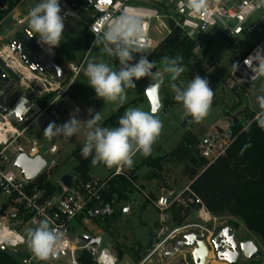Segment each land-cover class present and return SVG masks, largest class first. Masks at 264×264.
Segmentation results:
<instances>
[{"label": "rangeland", "instance_id": "rangeland-1", "mask_svg": "<svg viewBox=\"0 0 264 264\" xmlns=\"http://www.w3.org/2000/svg\"><path fill=\"white\" fill-rule=\"evenodd\" d=\"M39 2L40 0H21L18 4L12 5L10 0H0V56H2L7 63L13 65L14 70L18 73L22 71L23 73L26 72V74H31L28 67L19 60L18 55L14 54L11 47L8 45L9 40H11L16 32L25 29V27L18 25L14 18L17 16H28L30 8ZM61 8L63 13L64 8L62 6ZM263 12L264 11H258L253 14L248 23L243 25V33L233 40L232 44L231 37L223 34H213L212 32L199 34L193 38L197 46L195 51L198 57L197 61L204 58V53L206 57L203 59V62L197 64L196 61L194 63L197 64L198 67L196 66L197 68L195 67L196 69H194L193 72L185 67V72L180 79L189 81L198 74L209 81V86L214 91V100L209 115L202 122L195 123L190 117L181 119L183 109L173 98L174 93L170 89V77L167 73H164L158 82L151 81L147 77L144 82L140 80L135 81L136 87L127 90L128 95L125 104L141 96L144 97L143 101L141 99L138 103L128 106L127 109L130 107H140L145 111H150L153 106L147 96L146 88L149 84L158 83L160 105L156 115L163 122L164 127L157 142L153 145L152 154L145 158L137 153L134 157V165L131 168L136 169L135 175L137 176V180L134 183V190L129 195L130 202H121L116 205L117 208H126L127 212H123L122 215L119 216L115 226L109 228V230L113 231V234L110 235V233H106L102 229L100 221L94 220L104 233L103 246L113 248L116 252L119 250L121 251L119 264L125 259H129L134 263L144 257L150 256L155 245L164 238L170 236L172 230L179 226L174 222L170 208L165 212L166 222L161 223V212L155 207L154 201L160 194L174 198L178 193H184L185 189L189 188L188 186L191 182L190 175L185 173L186 165L190 164L188 160H171L170 163L165 166L161 174L165 181H167L166 187H163L161 180L150 177L153 171L146 165H142L143 162L149 157H157L165 154L172 155L173 153L183 150L184 138L188 137L189 139L191 138V141L194 142V140H196L199 143L200 139L205 136L208 131L214 129L222 132L226 139L231 135L232 126L234 124L247 122L249 116L256 114V112L260 110L256 103L255 96L260 94L259 89L264 85V78L258 79L253 85L240 83L233 76V64L239 65L246 58L244 56L245 49L249 48L250 44L257 45L264 38V31L262 33L257 30L253 32L248 31V26L258 19ZM64 23L65 28L60 46L53 50L56 52V55H59L61 58L59 61L54 57L55 61L63 68L69 79H72L74 76L68 69L69 65L82 64L83 68L86 66L88 60L93 58L105 60L114 69L119 68V62L115 57L108 56L101 47L92 46V39L89 40L88 37H86L87 33L84 34V24L79 18L68 17L65 18ZM227 24L231 27L235 26L234 21H228ZM221 27L222 24L219 23L214 27L213 31ZM153 38L160 39L161 37L153 35ZM145 53L149 56L153 51L150 52L145 49ZM83 58L84 62L81 63ZM136 59H139V54H136ZM82 68L80 73L72 81V85L67 93V95L78 97V107H81L82 111L78 114L75 113L77 105L67 104L66 98L64 97V102L67 106V114L57 125L65 123L72 115L77 116L80 120L89 119V108L97 112L101 111L103 116L101 124H103L104 120L116 110L113 104L105 103L102 99L96 98L94 89L87 84L88 81L83 74ZM156 71H162V69L157 68ZM192 74L193 76L191 77ZM39 76L45 79L48 78L47 75L39 74ZM29 77L32 76L29 75ZM234 86H238L236 91H233ZM33 87H35V85H33ZM31 97H33V93H31ZM50 122L51 120L47 114L37 117L30 124L26 136L27 142H35L48 162L52 160L56 161V166L50 173L45 172L44 174L49 180L55 182L65 174L73 175V168L77 164V159L72 157V153L78 146L84 145L85 137L82 128L80 133L69 139H64L62 137L48 139L43 136V133ZM227 140L230 141L231 139ZM22 141H25V139L23 138ZM198 143L194 146L195 151L198 148ZM49 150H52V153L48 152L45 154V151ZM195 153L196 152H193L192 154ZM196 156L198 157V164H202L199 155ZM203 168L204 166L201 165L198 169L200 171ZM117 169L118 167L116 166L108 168L102 163L97 165L91 164L90 175L99 178H113V174H116ZM126 169L128 168H121L122 172ZM183 197L188 198V193L184 194ZM0 200L5 201V196H1ZM179 206H183L184 208L187 207L184 204H178L177 208H179ZM185 209H187L188 215L181 225L200 220L195 207ZM185 212L186 211H181L180 214ZM211 215L215 218L211 224L212 228L220 230L224 226H231L237 231L238 241L253 240L260 249L264 251V243L261 237L248 230L243 220L234 218L228 213L221 216H215L212 213ZM229 223H231V225H228ZM235 224H237V228H235ZM35 227L37 226H28L23 234L26 235L28 229ZM162 228H165V234L161 235L160 232ZM84 232V229L75 224L74 236L84 234ZM174 240L175 238L170 239L163 249L172 245ZM21 249L24 251L29 248L26 244L22 246ZM23 251L20 250L24 256L28 254V256L31 257L32 252L30 249L28 253ZM177 259L180 260L179 264H193L188 252L179 255ZM256 261L257 264H264V254L261 258L256 259ZM210 263L214 264L215 262ZM242 263H245V261L240 260L237 264ZM27 264L70 263L67 258H62L60 260H53L50 258L47 260H40L35 257Z\"/></svg>", "mask_w": 264, "mask_h": 264}, {"label": "built area", "instance_id": "built-area-1", "mask_svg": "<svg viewBox=\"0 0 264 264\" xmlns=\"http://www.w3.org/2000/svg\"><path fill=\"white\" fill-rule=\"evenodd\" d=\"M60 1L64 8L62 15L67 13L66 18H79L88 28V32L93 36L92 46L94 35L105 27L106 19L117 17L125 12L141 17L144 33L141 43L145 44L146 50L150 52L156 50L176 28L191 39L196 35L209 32L238 38L243 33V25L248 23L253 14L264 11V7H253L255 0H206L205 5L198 9L190 7L189 0ZM14 19L18 25L30 29L28 16H17ZM228 21H234L235 26L228 25ZM219 23L222 27L213 31ZM238 30H241L240 34ZM256 30L260 33L264 31V12L248 26V31ZM153 35L161 38L154 39ZM258 52L264 54V38L239 64L238 70L233 72V76L240 83H251L253 72L245 64V60L256 56ZM253 63L255 65L258 62L253 61ZM81 68L82 64L69 65L68 69L74 76L69 79L64 71V81H59L50 73L42 72L27 79L24 84L25 89L41 100L48 97L45 105H42L39 116L47 114L51 122L56 124L63 120L67 107L64 97H68L67 93L72 81L80 73ZM39 74L47 75L48 78L40 77ZM2 116L3 120L0 121V197L5 196L6 200H0V245L23 254L20 250L23 251L21 247L26 243L21 241V237L25 236L23 234L25 229L30 225L38 226L40 220L48 218L52 226L63 233L62 242L50 253V259L67 258L70 264H86L82 257L87 254L94 264H119L118 253L113 248L103 246L104 233L91 216L92 210L100 209L105 204L104 194L108 191L109 181L112 178L92 177L89 180H83L80 177H74L71 186L64 185L60 178L55 181L58 184L56 191L48 193L46 189L39 186L36 179L27 181L21 170L15 166V162L21 154H26L30 158L40 155L47 162L41 173L43 174L50 173L56 166V161L48 162L35 142H27L26 132L32 122L21 129L13 124L7 115ZM23 138L25 141H22ZM227 139H231L230 136L225 139L223 133L217 129L208 131L201 138L199 154L208 162V166L226 155L232 142ZM48 152L52 153V150L45 151V154ZM122 173L119 167L113 175ZM186 193L188 198L183 197ZM174 203L195 207L200 220L177 226L170 236L155 245L151 254L160 253L170 239L189 231L207 235L206 243L210 245V238L216 231L211 227L215 218L212 217L202 199L189 188H186L184 193H178L174 198L158 195L154 205L161 212V223L166 222L165 212ZM75 224L84 229V234L74 236ZM160 234H165V228L161 229ZM85 235L90 237L88 242L82 238ZM23 252L30 251L26 249ZM35 257L32 253L29 261Z\"/></svg>", "mask_w": 264, "mask_h": 264}, {"label": "clouds", "instance_id": "clouds-1", "mask_svg": "<svg viewBox=\"0 0 264 264\" xmlns=\"http://www.w3.org/2000/svg\"><path fill=\"white\" fill-rule=\"evenodd\" d=\"M205 3L206 0H189V6L197 9ZM253 7H264V0H255ZM66 15L67 13L62 15L60 0H40L28 12L30 30L49 52L60 46ZM143 35L142 18L127 12L106 19L105 27L94 35L93 47H101L108 56L115 57L119 62V68L114 69L105 60L93 58L82 68L87 84L94 89L96 98L113 104L118 110L127 101V90L136 87L135 81L147 77L158 82L167 73L173 98L183 109L181 119L190 117L195 123L202 122L209 115L214 100V91L209 86V81L198 74L189 81L180 79L185 72L184 58L181 55L162 57V71L154 70L155 62L149 61L145 53L146 45L141 43ZM136 54H139L138 60ZM253 61L258 63L254 65ZM245 64L253 72L251 80L264 78V54L258 52L256 56L246 59ZM238 67V64H233L235 72ZM157 86L158 83L152 85L153 89ZM259 92L255 100L260 110L256 112L254 119L257 126L264 129V85ZM15 110H30L27 98L21 97ZM157 111V107H152L150 111L130 107L119 118L118 126L105 127L101 124V111L89 108V119L80 120L72 115L61 125L50 122L43 136L48 139H69L83 128L85 141L81 155L84 158L92 156L93 165L102 163L108 168H131L137 153L145 158L152 154L153 145L162 133L164 125L156 115ZM62 239L63 233L53 227L48 218L40 220L37 227L28 229L26 235L21 237V241L40 260H47Z\"/></svg>", "mask_w": 264, "mask_h": 264}, {"label": "trees", "instance_id": "trees-1", "mask_svg": "<svg viewBox=\"0 0 264 264\" xmlns=\"http://www.w3.org/2000/svg\"><path fill=\"white\" fill-rule=\"evenodd\" d=\"M10 1L12 5H16L21 0ZM84 31L87 33L88 39L91 40L93 36L88 32L86 26ZM235 39L231 37V44ZM196 47L193 39L187 37L180 29L176 28L147 58L149 61L155 62L156 67L154 70H156L157 68L162 69L160 64L162 57L181 55L184 58L183 66L193 72L198 67L197 64L203 62L206 57L204 53V58L197 61ZM255 47L256 45L250 44V47L245 49L244 56L249 55ZM196 61L197 64H194ZM145 79L146 77L140 79V81L144 82ZM47 99L48 97H45L41 101L42 105H45ZM141 99V97L137 98L121 106L118 110L116 109L103 122L102 126H118V120L127 107L138 103ZM254 117L255 114H252L247 122H239L232 126L230 135L232 142L226 155L210 166L199 154L200 141L199 143L196 140L193 142L188 137L183 139V150L172 155L165 154L149 157L142 165L151 168L153 172L150 177L161 180L163 187H166L167 181L161 174L165 166L171 160H188L190 164H187L185 168V173L191 177L188 187L202 199L207 209L215 216L228 213L234 218L243 220L247 229L260 236L264 243V129L257 126ZM197 143L198 148L195 151L194 146ZM82 147L81 145L78 146L72 153V157L77 159V164L74 166L72 174L74 177L89 180L92 178L90 175L92 156L84 158L81 155ZM193 152L196 153L192 154ZM196 155H199L202 164H198ZM201 165L204 168L199 171L198 168ZM135 171V168H128L122 174L115 175L109 181L108 191L104 194L105 204L100 208L102 212L98 216L91 215L94 220L100 221L102 229L106 233H110V235L113 234V231L109 230V228L115 226L119 216L125 210L122 207L117 208L116 205L121 202H130L129 195L134 190V183L137 180ZM44 174H40L36 179L39 186L46 189L48 193L55 192L58 184L49 180ZM177 205V203L172 204L170 210L174 222L181 225L188 215L185 208L189 207L179 206L177 208ZM181 211L186 212L180 214ZM228 225H231V223ZM235 228H237V224H235ZM117 253L119 256L121 255L120 250ZM26 256L29 257L28 254ZM82 258L86 264H94L87 254ZM0 264L20 263L0 251ZM242 264H257V261L253 260Z\"/></svg>", "mask_w": 264, "mask_h": 264}, {"label": "water", "instance_id": "water-1", "mask_svg": "<svg viewBox=\"0 0 264 264\" xmlns=\"http://www.w3.org/2000/svg\"><path fill=\"white\" fill-rule=\"evenodd\" d=\"M241 30H238L240 34ZM23 33L26 34L31 41L35 44L38 50H40L44 57L45 69L38 67L36 64L29 62L23 55L24 50H17L15 47L12 48L14 54L19 53L22 56V60L27 67L33 66L37 72L48 71L59 81H64L65 74L63 68L55 61L53 52H49L47 47L38 42V36L32 33L30 29H24ZM2 66L6 70H10L8 64L0 59ZM13 82L17 83L21 89H18L10 96L5 102L0 103V121L3 120L2 115H7V118L19 128L28 126L36 117L42 112V107L26 97L24 95V84L29 77L24 78L22 83V73H14L12 75ZM258 80V79H257ZM257 80L251 81L250 85H253ZM153 84L147 85V96L151 101L153 107L159 109L160 98L158 93V86L153 89ZM238 86H234L233 91H236ZM21 97L27 98V105L30 110H15ZM47 162L42 156L38 155L34 158L28 157L26 154H21L15 162V166L22 172L23 177L31 182L35 180L46 167ZM74 181V176L71 174H65L61 177V182L66 186H71ZM102 212V209H94L91 211L92 216H98ZM127 210L125 208L124 213ZM207 235L197 231L185 232L177 236L172 245L168 248L161 250L160 255L162 258H172L179 256L185 252H188L191 260L194 264H207L211 257V252L215 256V264H237L240 260L248 262L259 259L263 256L264 252L257 246L253 240L238 241L237 231L231 226H224L220 230L215 231L213 236L210 238V245L206 243ZM86 242L90 240V237L85 235L82 237ZM0 251L4 252L7 256L15 260L20 264H27L29 257L20 254L17 251L10 250L4 245H0Z\"/></svg>", "mask_w": 264, "mask_h": 264}, {"label": "flooded vegetation", "instance_id": "flooded-vegetation-1", "mask_svg": "<svg viewBox=\"0 0 264 264\" xmlns=\"http://www.w3.org/2000/svg\"><path fill=\"white\" fill-rule=\"evenodd\" d=\"M24 30V29H23ZM23 30H20L15 33V35L9 40L8 45L11 47H15L17 50L22 49L25 51L24 57L29 61L37 65L38 71H40V68L45 69V63H44V57L42 56L40 50L37 49L35 44L31 41V39L23 33ZM19 60L24 64L22 60V56L17 53ZM4 61L3 58L0 57ZM6 62V61H5ZM7 63V62H6ZM10 70H6L2 66V62L0 61V103L5 102L10 96L14 94L15 91L18 89H21V87L13 82V74L18 73L14 70V67L7 63ZM35 69L33 66L28 67V70L30 72H34ZM28 72V71H27ZM44 74H49L48 71H44ZM22 83L24 82V77H22ZM24 90V95L31 99L32 101L38 103L42 107V100L39 98L31 97V92L27 89ZM23 255V254H22Z\"/></svg>", "mask_w": 264, "mask_h": 264}, {"label": "crops", "instance_id": "crops-1", "mask_svg": "<svg viewBox=\"0 0 264 264\" xmlns=\"http://www.w3.org/2000/svg\"><path fill=\"white\" fill-rule=\"evenodd\" d=\"M84 29H85V26H84ZM83 29V31H84ZM84 34H85V31H84ZM87 37V36H86ZM86 39V38H85ZM52 52L55 54V57L57 58V60H61L60 56L59 55H56V52L54 50H52ZM84 62V58H83V61L81 63ZM80 63V64H81ZM61 64V63H60ZM32 93V92H31ZM34 97H37L39 98L38 96H36L35 94H33ZM66 101H67V104L70 103V104H76V110L79 109V113H81L82 109L81 107H78V97H74V95L70 96L68 95V97H65ZM142 98V101L144 100V97L141 96ZM141 101V102H142ZM130 103V102H128ZM127 104V103H126ZM125 105V104H124ZM75 113H77V111H75ZM67 114V113H66ZM65 114V115H66ZM105 121V120H104ZM119 168V167H118ZM121 168V167H120ZM255 242V241H254ZM258 246V245H257ZM259 247V246H258ZM260 248V247H259ZM263 251V250H262ZM264 252V251H263ZM120 257V256H119ZM178 256L176 257H172V258H167V259H164L161 257L160 253H154V254H151L150 256H147V257H144L142 259H140L139 261L137 262H131V260L129 259H125L123 262H121V264H179L180 263V260L177 259ZM213 259V261H212ZM119 261H120V258H119ZM210 262H215L216 263V260H215V256L213 254V252H211V257L209 258L207 264H211ZM193 263V262H192ZM214 263V264H215ZM194 264V263H193ZM222 264V263H220Z\"/></svg>", "mask_w": 264, "mask_h": 264}, {"label": "bare ground", "instance_id": "bare-ground-1", "mask_svg": "<svg viewBox=\"0 0 264 264\" xmlns=\"http://www.w3.org/2000/svg\"><path fill=\"white\" fill-rule=\"evenodd\" d=\"M19 64V63H18ZM34 70V72H30L31 74H26V72L25 73H23L24 74V78L25 77H29V75H31L32 77L33 76H37V74H38V72L36 71V69H33ZM27 71V70H26ZM28 73V72H27Z\"/></svg>", "mask_w": 264, "mask_h": 264}]
</instances>
